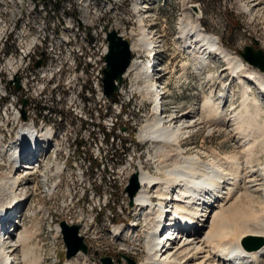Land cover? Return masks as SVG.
<instances>
[{
    "label": "bare ground",
    "instance_id": "obj_1",
    "mask_svg": "<svg viewBox=\"0 0 264 264\" xmlns=\"http://www.w3.org/2000/svg\"><path fill=\"white\" fill-rule=\"evenodd\" d=\"M140 1L134 0L132 11L137 15L140 12L148 13V8L141 7ZM36 4L37 0H0V18H4L7 5L10 7L6 18V28L8 29L1 30V37H9V34H15L17 29L20 30L19 40L51 38L50 47L54 50L45 53L42 58V66L39 69L31 67L28 76L34 77L39 71L46 72L50 70L51 64L54 62H58V64L52 74L59 73L64 66V63L61 62L66 60V64L73 68L74 77H72L76 82H78V79L82 80L83 77L87 80V76L84 75V58L78 49L67 41V38H73L75 44L79 45L97 44L93 48V58L96 59V62H103L104 42H98V30L89 27V22H86L90 12L87 8L88 4H80L76 9V12H78L76 17L78 26H63L62 34L58 35L57 30L50 28L53 26V16H43L42 10L36 8ZM59 10L70 9L63 4L59 7ZM95 12L98 13L96 10L92 13ZM23 14L25 18L22 19ZM195 14L199 16L198 13ZM197 19L194 21L190 10H186L185 18L179 25L184 44L181 49L191 58L194 68L199 73L208 66L212 56L222 59L226 63L232 78L236 79L241 86L239 93L241 109L237 111L233 109L232 120L230 119L228 126L233 127L237 134V146L240 148V155L222 156L213 153L208 156L206 152H202L205 157H208V160H203L199 157V154H187V150L181 146L179 139L198 129L206 128L212 133L215 128L212 127L211 122L217 121L214 123L215 125L223 123V126H225V118L227 117L223 115L224 105L221 104L222 101L215 103L212 97H206L202 103L196 104V107L191 111L180 113L178 109H173L170 115L165 114L162 97L168 91L163 85L165 70L163 69L164 73L160 76L162 70H159L157 65L162 61L165 53L162 41L164 34L161 35L158 33L159 31L156 32L150 28L146 29L143 18H139V30L132 31L129 36L130 52H142L146 57L153 54L156 63L154 60L143 62L134 59L123 77L126 78L131 73L133 75V85L131 84L132 87H130L134 88L133 90H135L141 101L152 105V116L146 120L145 125L139 131L138 139L142 143H150V149L155 155L154 160L158 162L155 166L156 171L162 175V178H159L151 174L141 163L137 164L131 173L137 175L139 186V191L132 199V206H134L132 213H134L136 219L142 214L146 223L145 229L141 230L147 240V258L139 264H264V246L258 250L247 251L243 249L241 244L242 239L248 236L264 240V206L262 212L260 211L261 214L253 208L254 204H259L262 196H264V191L263 195H260L257 193L259 191L257 185H250L253 182L250 177L254 173L252 163L257 154V140L258 137H264V124L261 125L263 111L261 103L248 94L251 90L250 86H247V81L252 82L254 86L260 89V94L264 98V73H254L245 68L239 57L232 56L223 49L216 37L204 32ZM118 29L113 30L123 34ZM120 37L122 38V36ZM124 38H126L125 35ZM153 48L155 52L152 53ZM30 49L31 52H38V40H30ZM152 78H158V80L152 81ZM101 79L95 78V89L103 97ZM2 80L0 76V96L5 97L7 95L6 90L1 85ZM82 82L85 81L82 80ZM122 88L123 86L119 89V93ZM141 101L140 103L143 104ZM3 110H5L3 112H7L5 118L13 120L16 125L14 127H17V130L21 129L20 123L23 111L21 112V109L18 108L17 101L12 100V105ZM78 117L81 116L78 115ZM40 123L44 124L45 121L42 119ZM29 125L33 124L26 123L22 126L20 134H18L19 139L23 142V149L17 151L19 146L17 143L6 146L1 143L0 145V158L9 155L7 157H10L11 161L10 165L8 164L10 166L9 172L0 174V215L5 213L8 223L14 224L16 223L12 222L14 213L23 206V210L16 219L19 226L28 221V215L35 216L40 228L38 234H43V237L49 242V245H46L42 252L46 254L45 258L52 257L53 264H57L60 252L54 253L49 247L60 246L61 249L59 248V250L62 253L65 251L58 234L60 231L58 216L55 215L54 210L46 206H37L31 203L35 193L33 192L34 186L31 187L32 184L30 183L31 179L36 178L40 172L45 170L49 158L53 160L52 163L55 162V156L60 151L58 150L60 143L58 144L55 141L53 147H49L54 133L53 128L47 126L38 130ZM48 147V151L44 153ZM34 149H36L34 154L29 156L31 150ZM25 151L30 152L27 157L23 156ZM20 156V159L14 161L15 158ZM65 169L68 168L65 167ZM261 175L264 178V169ZM84 176L83 173L80 174L81 178ZM58 178L60 180V177ZM56 186L54 185L55 188L50 192L47 190L44 192L49 203L52 199L57 200L59 196L60 189L56 191ZM155 194L159 200L156 205L149 201V198ZM28 196V202L25 206L24 201ZM89 197L96 200L95 193L92 190L89 191ZM162 200H170V204H173V206L170 208L163 206ZM79 201L77 200L76 206L72 204L75 207L74 215L84 221L85 204L83 202L79 203ZM62 212L61 219L68 214V211ZM25 213L26 218H24ZM167 213L171 214L172 218L179 215V218L183 221V228L186 229L185 235L180 236L179 230L182 225L177 221L170 228L167 236L178 235V239L171 244L167 242L168 239L164 240L157 235V222L159 218ZM41 219L45 221L40 222ZM203 219H208V224H205L207 221L203 224ZM41 225L43 228H41ZM134 225L136 223H133L132 227ZM11 227L12 225L9 224L0 225V231L2 232L0 235V264H35L34 261L29 259V248L23 246L29 240L34 228L33 230L18 229L15 225V232L8 237ZM112 228L115 238L120 237L124 231L123 227L120 226ZM138 228H141L139 224L132 229L137 230ZM59 238L60 241H58ZM168 246L169 248H166ZM162 248H165V250L162 251Z\"/></svg>",
    "mask_w": 264,
    "mask_h": 264
},
{
    "label": "rangeland",
    "instance_id": "obj_2",
    "mask_svg": "<svg viewBox=\"0 0 264 264\" xmlns=\"http://www.w3.org/2000/svg\"><path fill=\"white\" fill-rule=\"evenodd\" d=\"M44 2L47 6L52 3L48 0ZM133 3L134 0H57V3H52V6L58 9L65 4L73 16L76 14L75 17H77L78 5L88 4L87 8L90 12L86 22H89V27L112 26L113 29L119 28L118 30H121L125 39L128 38V40L132 31L139 30V18H143L146 28L150 27L156 32L159 31L158 33L161 35L164 34L163 40L165 39L167 53L162 59L161 69L165 70L163 83L168 90L163 98L165 114L170 115L173 109H178L180 113L191 111L206 97H212L215 103L222 101L223 115L227 117H224L225 126L223 123L220 124L221 126L215 125L214 123L217 121L211 122L212 127L215 128L212 133L209 129L201 128L180 138L181 146L187 150V154H199L203 160H208V157H205L202 152H206L208 156L213 153L222 156L240 155L237 134L233 127L228 126L230 119L232 120L233 109L235 111L241 109L239 94L241 86L236 79L232 78L226 63L214 56L210 58L208 66L199 73L194 68L191 58L181 49L184 44L179 25L185 18L186 10H190L192 19L195 21L198 18V23L204 32L216 37L224 50L234 57H239L249 71L261 73L247 65L239 53L246 46L261 49L264 52V48L262 49L258 42L261 41L264 45V0H141V7H147L148 13L140 12L139 15L132 11ZM193 7L198 9L197 12ZM95 10L99 14L97 19H94L92 13ZM195 13H198L199 16ZM254 41L257 42V46ZM132 54L133 58L138 61L146 59L142 52H132ZM57 64L58 62L52 63L50 70L39 71L34 77L26 76L24 92L30 95L33 103L37 104L36 111L32 110L39 118L36 122L40 123L43 119L51 127L55 126V130L58 132L56 141L58 144L60 143L58 148L60 151L55 156V162L52 163L53 160L49 158L47 162L49 167L46 166L43 173L40 172L36 178L31 179V187L35 186L36 190L31 203L49 208V202L44 192L52 182L51 190L55 188L54 185H57L56 191L60 189L55 204L51 205L55 215L58 216V222L74 215L75 207L72 204L76 206L77 200H80L79 203L83 202L88 205V218H86L81 232L85 238L88 253L86 257L82 256L73 260L72 264H100L101 256L111 257L115 264H130V262L139 264L147 258V240L141 230L145 229L146 223L144 217H141L138 220L141 228L137 230L130 228V225L135 223L133 221L135 220L134 213H132L134 206L130 204L126 189L132 177L131 173L139 163L151 174L162 178V175L156 171L155 166L158 162L154 160L155 155L150 149V143H142L138 139L139 131L145 125L146 120L152 116V106L148 102L141 101L133 90L134 88H131V84L133 85L131 73L125 78L123 88L117 97L107 100L92 90L90 77L87 80L83 77L82 80L85 82H82L76 75L78 77V82H76L73 78V68L68 64H65L59 73H55L54 77H51L49 74L53 73ZM63 83L64 86H62ZM55 84H59V86L53 90L52 87ZM1 85L6 90L7 96L5 97L17 101V106L22 112L21 97L14 90V86L5 84L3 80ZM247 86H250L251 91L248 93L250 97L256 98L261 103L263 111L261 125H263L264 98L260 94V89L252 82L247 81ZM39 92L42 94L39 95ZM8 107V104H0V111L3 112L5 111L3 109ZM194 112L196 111L194 110ZM110 117H112L115 126L112 135H108L109 129L105 130L103 127ZM14 126L16 125L13 120L0 117V145L1 143L4 146L15 143L14 136L17 127ZM97 127L100 130H97ZM101 130H105V132L101 133ZM104 134L108 135L106 140H103ZM257 141V154L252 163L254 173L250 177L253 182L250 185H257L259 188L257 193L263 195L264 178L261 173L264 169V137H258ZM10 162V157L0 158V174L9 172ZM54 168L55 170H53ZM81 173L85 175L83 178L80 177ZM61 182L63 183L62 189ZM65 184L66 189L64 188ZM90 189L95 193L96 201L95 198L87 197ZM111 190L113 193L110 196L109 191ZM97 193L101 195L99 199ZM29 206L31 207V205ZM263 206L264 196L259 204L253 205V208L261 214ZM62 211H68V214L61 219ZM24 218H26V213ZM44 221L41 219L40 222ZM202 221L203 224L206 221L205 224H208V219ZM115 226L124 229L121 236L117 238L113 234L112 227ZM41 228H43L42 225ZM40 235L27 241L23 246L30 250V261H34L35 264H53L52 257L43 260L42 263V257L38 255V252L42 254L38 250L41 245L42 248L49 245L43 234ZM53 247H49L51 251L60 252V258H63V253L59 250L60 246ZM96 253L98 256H95Z\"/></svg>",
    "mask_w": 264,
    "mask_h": 264
},
{
    "label": "built area",
    "instance_id": "obj_3",
    "mask_svg": "<svg viewBox=\"0 0 264 264\" xmlns=\"http://www.w3.org/2000/svg\"><path fill=\"white\" fill-rule=\"evenodd\" d=\"M46 0H37L36 8L41 9L43 16H53V26L52 30H57V35L62 34L63 26H78L77 18L72 16L71 10H59L52 6V3H57V0H48L49 5L45 4ZM9 5H7V10L4 13V18H0V76L2 77L5 84H9V86H14L12 84L14 77L19 78V83L21 86V90L18 92L21 97V102L23 99L27 100V105L23 106V112L26 116V123L34 124L39 118L35 115L36 105L33 103V100L30 98V95L24 92L26 86V79L28 76V71L31 67L34 66L35 62L41 60L45 53H50L54 49L50 47V39L51 38H28L27 40H19V32L20 30L16 29L15 34H9V37H1V30L8 29L6 28V18L8 12ZM94 19L99 18L98 13H93ZM25 18L24 14L22 19ZM98 30V42H104V53H103V62H96V59L93 58V48L97 46V44L92 45H79L75 44L73 38H67L69 43H72L75 48L78 49L81 56L84 58V75L91 78V87L94 92L98 93V90L95 89V78H102V71L105 66L104 57L107 53V43H106V33L108 31L113 30L112 26L105 27H97ZM124 37L123 34H120ZM30 40H38V52H31L30 49ZM260 47L263 49V42L258 41ZM66 64V60L64 62ZM51 77H54V74H49ZM11 83V84H10ZM65 84L63 83L62 86ZM59 86V84H55L52 89L55 90V87ZM90 92V90H88ZM38 94V93H37ZM42 92H39L41 95ZM40 98V97H39ZM0 104H8L12 105V99H7L6 97L0 96ZM35 110V111H32ZM7 112L0 111V117H6ZM103 127L105 130L109 129L108 135L113 134L114 123L112 122V117L107 121ZM97 130H100L97 127ZM105 130H101L105 132ZM107 134H104L103 140L108 138ZM100 151V149H99ZM100 153V152H99ZM109 189V188H108ZM110 194L113 191H109ZM89 198V195L87 194ZM96 201V200H95ZM53 204H55V199H52L49 203V209H52ZM52 205V206H51ZM93 209V208H92ZM85 210L88 211V205H85ZM75 219L76 221H72ZM66 222L69 223H84V221L80 220V218H76V215H71L65 219Z\"/></svg>",
    "mask_w": 264,
    "mask_h": 264
},
{
    "label": "water",
    "instance_id": "obj_4",
    "mask_svg": "<svg viewBox=\"0 0 264 264\" xmlns=\"http://www.w3.org/2000/svg\"><path fill=\"white\" fill-rule=\"evenodd\" d=\"M108 53L105 56L106 66L103 70V94L106 98L112 99L116 97V93L119 87L123 84V75L126 73L130 62L131 52L128 41L121 38L115 31L107 34ZM255 46L257 42L254 41ZM241 58L249 66L264 73V53L260 49H255L252 46H246L240 53ZM41 61L35 63L34 67L39 68ZM15 89L20 90L18 84V78L14 80ZM24 105L27 101H23ZM23 118L24 114H23ZM129 199L132 201L135 194L139 191L137 183V175L133 174L129 185L126 189ZM61 233L64 243L66 245V258L70 259L76 256L78 253L87 255L88 247L84 242V239L79 236V226H69L65 222L60 223ZM242 247L247 251L258 250L264 246V240L258 237H246L241 241ZM95 256H98L96 253ZM101 264H114L111 257L101 256L99 259ZM130 264H134L130 262Z\"/></svg>",
    "mask_w": 264,
    "mask_h": 264
}]
</instances>
